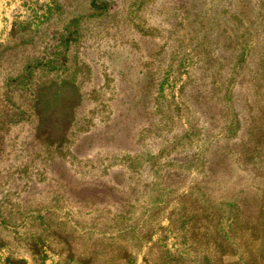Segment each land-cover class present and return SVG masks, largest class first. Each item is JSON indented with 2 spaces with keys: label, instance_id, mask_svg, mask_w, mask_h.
<instances>
[{
  "label": "rangeland",
  "instance_id": "374dc122",
  "mask_svg": "<svg viewBox=\"0 0 264 264\" xmlns=\"http://www.w3.org/2000/svg\"><path fill=\"white\" fill-rule=\"evenodd\" d=\"M235 18L252 36L237 75ZM203 43L215 64L201 74ZM254 119L264 125V0H0V264H152L163 235L196 259L169 215L204 197L217 206L211 235L238 203L264 264V143L261 159L243 151ZM135 152L140 192L124 195ZM194 154L207 167L174 163L165 190V163ZM153 204L137 241L131 223Z\"/></svg>",
  "mask_w": 264,
  "mask_h": 264
},
{
  "label": "trees",
  "instance_id": "16d2710c",
  "mask_svg": "<svg viewBox=\"0 0 264 264\" xmlns=\"http://www.w3.org/2000/svg\"><path fill=\"white\" fill-rule=\"evenodd\" d=\"M235 31H231L229 36L225 38V46L230 50V57L227 60L228 63L233 66L231 72L233 75L237 72V69L242 67L249 56V47L251 37V28L247 26L244 22L238 20ZM230 39V40H228ZM227 44V45H226ZM214 53H212L211 48H206L205 43L201 45L199 50V56L197 60V68L203 74L207 70H210L214 67L215 61L213 58ZM230 72V71H229ZM240 119H236L235 122L227 123L225 126L226 135L232 132H237V129H240ZM234 124V125H233ZM236 124V128L234 127ZM238 126V127H237ZM249 140L243 151L245 153L246 159L251 154L252 158H260L263 155L261 153L260 146L264 143V125H259V122L255 119L252 120L249 124ZM245 143V142H244ZM141 159V154L135 152L130 155L128 158H124L122 164V180L120 183L123 187V194H128L127 192L132 191L137 195L139 191V183L135 180L137 177L133 162L136 159ZM155 157H151V161ZM172 162V163H170ZM170 162L165 163V176L172 178L173 181L169 184L165 182V190H171L170 192L175 191L174 187L176 185L175 180L180 177V171H173L174 163H181V165L188 164V167H196L197 164H203L202 167L205 169L206 160L205 157L200 160L196 154L192 156H185L182 159L173 158ZM164 169H161L164 171ZM167 170V171H166ZM157 173V172H156ZM107 176V175H106ZM175 183V185H174ZM199 189V188H198ZM203 202H208V207L204 205H198L200 202L196 200H191L190 202H179L178 207L169 215L170 226L172 231L176 233L180 239V243H184L186 246L189 245L188 251L197 255L196 259L187 258L185 254L180 251L175 252L168 245L165 244L164 235L160 237L159 243H154L146 252V259L152 264H219L222 259V256L227 254H232L235 258L231 264H250L255 263L259 264V248L251 247L248 243L251 238L248 235L249 226L247 225L248 220L241 217L240 207L238 203L226 202V205L232 208V212L226 216L228 219L227 227L223 231H215L214 235H211L209 230L210 222L216 218V212L214 211L217 207L214 206L210 198L204 197ZM166 201V200H164ZM131 198L127 197L124 199V202L121 203V210H119V218L122 223L127 221L125 207L129 205ZM159 204H153L151 207H148L145 211L140 213V217L135 219L134 226L131 223V229L134 233V239L137 241L143 242L148 238V234H143L145 228L155 227L154 223L156 221L157 212L154 207ZM261 215H264V202L262 205ZM132 220V219H131ZM128 224V223H127ZM130 227V225H128ZM164 232V231H163ZM162 232V233H163ZM253 252L254 256H253ZM251 255V256H250ZM252 257V262L250 258ZM258 258V259H257ZM254 261V262H253ZM256 261V262H255Z\"/></svg>",
  "mask_w": 264,
  "mask_h": 264
}]
</instances>
